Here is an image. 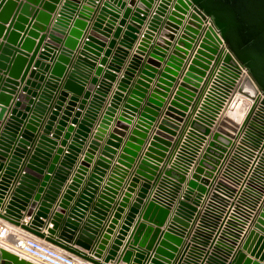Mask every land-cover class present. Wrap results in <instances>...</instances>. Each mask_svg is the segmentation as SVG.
Segmentation results:
<instances>
[{"label": "water", "instance_id": "water-1", "mask_svg": "<svg viewBox=\"0 0 264 264\" xmlns=\"http://www.w3.org/2000/svg\"><path fill=\"white\" fill-rule=\"evenodd\" d=\"M52 1L43 2V8L35 14L37 21L34 22L33 28L20 35L17 29L23 28L21 22L27 21L24 13H31L32 7L28 2L22 3L15 16L16 20L13 22L17 28L12 29V26L5 28L3 22L10 17L16 2L14 0H0V34L6 31L5 36L8 39L6 42H0V82L3 78L1 70H5V73L8 74L4 87L0 89V118L7 111L6 106L12 102V94L16 92V86L22 83L23 91L26 92L20 93L1 135L0 218L79 255L93 264H262L253 259L252 256L264 261V203L251 218L250 227L243 234L239 247L234 249L232 253L231 249H233V244L237 239L235 232L230 231L232 219L239 217L244 221L249 218L255 208V203L252 201L249 204L243 203L242 200L239 201L245 205L244 209L238 204L232 205L231 212L229 211L230 220L225 218L211 242L209 238L214 228L212 221H209L207 216L210 215L209 212L212 210L210 207L213 205L209 203L199 217L198 225L190 240L184 245L182 252L181 245L184 242V236L191 228V220L198 216V205L203 196L209 193L210 178L214 176V171L222 164L233 138L243 131L247 139L253 140L254 145L252 146L256 147L261 140V135L264 134V0H176L175 5H173L175 10L169 15L164 25L165 28L162 29L161 37L163 40L164 38H173L175 29L180 22L179 17L183 16H181V12L183 14L190 8L192 11L184 34L174 48L175 55H172L169 61L173 67L176 69L180 67L182 58L187 52L186 49L182 48L191 47L192 34L205 27L206 22L208 24L205 27L199 48L193 54L188 71L178 87L166 116L162 119L159 131L153 136L146 156L136 170L127 193L114 210L97 244L94 241L97 233L103 229V221L108 215L115 190L105 187V191L99 195L94 203L85 227L79 234L76 233L79 229V222L89 208L96 186L87 183L90 188L86 187L81 191L75 206L70 209L72 213L69 215L70 218L66 219L63 215V212L69 207V202L76 195L75 190L83 181V174L87 172L86 167L91 161L93 150L98 145L95 141L91 142L87 157L84 158L82 166H80L79 171L82 175L77 174L73 178L69 189L63 194L58 211L50 218L49 214L54 200L70 173V168L77 161V155L82 149L84 137L88 135L90 126L103 105L105 96L112 86L111 82L116 79L117 75L113 70H118L121 67L154 0H104L86 36L87 39L83 43L84 50L62 83L60 82L61 78L71 60L73 50L83 35V29L88 24L87 19L91 18L95 10L97 0H87V3L82 4V0H65L59 12L60 15L56 17V22L50 31V38L44 44L43 51L40 52L46 34H41L39 30H44L47 27L52 17L51 12L55 9V2L58 0ZM168 1L161 0L158 4L156 13L152 16L136 53L132 56L122 78L119 80L118 90L115 91L110 106L107 108L98 128L97 135L99 137L102 136L110 120L109 117L122 99L121 91L128 89L135 70L141 63L139 55L148 49L153 38V30L160 25L161 15L165 12ZM79 6L81 7L73 20L72 18ZM120 16V26L115 29L114 34L119 36L123 26H126L122 33L121 45L114 51L108 66L104 69L103 65L107 63L108 56L113 51L112 47L116 44V39L109 41V47L105 50L100 65H96V60L103 50L115 21ZM128 18H130L129 21H127ZM69 19L70 21L73 20V23L67 32ZM19 38H21L22 48L16 50L12 44L17 42ZM61 43L62 46L60 47ZM168 44L169 42L166 40L163 43H157L153 54L165 55ZM85 50L90 51L92 56ZM38 54L43 58H50L53 63L37 58ZM222 54L223 57L220 61ZM214 58L217 63L214 65L213 72L215 71V73L211 84L196 109L193 119L188 120V122L190 121V128L184 135L182 143L179 144L172 163L163 169L162 177L156 184L153 181L158 180L159 171H162L159 162H162L167 156L173 136L177 134L179 129V122L183 120L184 112L189 108L191 100H194L197 95L199 86H201L199 82L204 80L203 76L207 75L211 60ZM33 64L38 68H32ZM149 66L151 65L147 64L143 68L144 73L147 72ZM92 69L95 70L96 74H103V79L98 82L97 75L91 77ZM47 71L49 74L46 77L45 72ZM170 72L175 71L170 69ZM242 74V80L235 89L237 80ZM167 77L169 79L161 80L163 87L171 84L172 77ZM18 79L20 80L18 81ZM42 81H44L43 85ZM87 81L89 83L85 89L84 85ZM95 84H97L96 91L91 97L87 110L79 120V116L82 114L81 109L85 107L87 98L91 96ZM139 84L143 87L137 86V88L140 87L142 90L135 89L134 93L143 96L148 84L142 79H139ZM41 87L42 89L38 93L37 89ZM234 89L235 91L232 93ZM158 90L156 89L155 92ZM55 91H58V97L54 109H52L44 125V133L40 135L29 161L25 164L24 172L17 175L18 183L14 187L8 202L4 203V197L18 172L23 156L26 154V146L38 130L39 121L46 112ZM69 91L73 93L68 99ZM160 93V96L154 93L150 99L153 105L146 106L147 112L152 116L157 113L163 102L165 93ZM231 93L233 95L219 126L212 133L211 126L215 117ZM127 100L134 108L139 104V99L134 95L128 97ZM78 102L79 109L76 110L73 124L65 132L62 143L66 144L67 138L73 131L75 133L60 165L56 166L55 163L59 161L63 149L57 147L53 161L49 163L51 153L57 144L55 137L63 133L68 116ZM65 103L64 113L53 132L55 137H50L48 133L53 128L60 109ZM127 108L130 107L127 106ZM134 108L130 109L134 110ZM74 124L77 126L75 127ZM20 130H22L20 139L7 163H5L3 159L8 156L6 152ZM135 131L142 137L145 136L144 131L138 129ZM208 135H211V139H209L201 158L188 178L187 174L196 161L198 152L207 141ZM135 138L136 143L129 142L130 147L126 148L132 154H135L133 149L138 148L139 142L142 141L139 137ZM123 156L129 165L133 160L132 155L123 154ZM261 159H264V145L261 148ZM99 163L107 166L109 162L99 159ZM45 169L48 172H55L53 175L45 174ZM96 169L97 171L95 170L91 174L90 180L96 179L99 174H102L101 169ZM119 172H114L116 174L114 178L117 181L122 180L125 174V172ZM141 176L144 182L138 196L130 205L125 221L120 226L116 236L112 238L125 206L129 203L131 191L137 186ZM48 182L49 185L45 190ZM113 183L119 184L115 181ZM184 183L187 184L186 188L182 198L177 200V205L172 213L173 204ZM155 184L154 194L147 204L143 205V198L150 187ZM115 185L111 184L113 188L116 187ZM221 188L220 183L215 186V190L220 191ZM216 194L217 192L214 191L210 199L215 200ZM140 211V219L131 228L136 214ZM244 213L248 216H245ZM26 216H30L29 221H24ZM45 218L49 219L46 220ZM50 222L53 223L52 226H49ZM209 243L210 249L205 251V246ZM229 254H232L230 260H228ZM0 264L40 263L21 255L12 247L9 248L0 244Z\"/></svg>", "mask_w": 264, "mask_h": 264}, {"label": "crops", "instance_id": "crops-1", "mask_svg": "<svg viewBox=\"0 0 264 264\" xmlns=\"http://www.w3.org/2000/svg\"><path fill=\"white\" fill-rule=\"evenodd\" d=\"M14 1L16 2V5H15L10 17L7 19V21L3 22V25L5 28L12 26V29H16L17 27H15L13 22L16 20L15 16L18 12L19 6L22 3L28 2V4L30 5V7H32L33 10L31 13H24V15L27 17V21L21 22V23H23V28L17 29L18 33L20 35H23L26 32H28L30 29L33 28L34 22L37 21V16L35 17V14L38 10H41L43 8V2L47 1V0H37V1L14 0ZM49 1L53 2L52 0H49ZM103 1L104 0H97L96 1L97 5L95 6V10L93 11L91 18L87 19L88 24L85 27V29H83V35L80 38V41H79L78 45L76 46V48L73 50L71 60H70L68 66L66 68L65 73L63 74V76L61 78V81H60L61 83L63 82V79L65 77H67V75L71 71L72 66H74V64L77 61V58L80 55V53L82 52V50H84L83 43H84L85 39H87L86 36L88 35V33L91 29V26H92L93 22L95 21V18L97 17L98 11H99ZM64 2H65V0H58L55 2V9L51 12L52 17H51L49 23L47 24V27L44 30H39L41 34L42 33L46 34L45 40H44L42 46L40 47V50H39L40 52L43 51L44 44L50 38V31L56 22V17H58L60 15L59 12H60ZM160 2H161V0H154L153 1L152 6L149 8V10L146 14L147 16H146L145 22L142 24L139 31L137 32V38L133 42L132 46L129 48V53L124 58V61L121 64V67L118 70H113L117 75L116 79L111 82L112 86H111L109 92L105 96V100L103 102V105L100 108V111L98 112V115H97L95 121L90 126V130L88 132V135L84 137L82 149L80 150V152L77 155V161L70 168V173H69L67 179L65 180V182L61 188L60 193L58 194V196L54 200L53 205L51 207V212L49 214V218H50L55 212L58 211L57 209L59 208L61 200L63 199V194L67 189H69V186L73 182V178H75V176L77 174L82 175L81 172L79 171L80 166H82L84 158L87 157L86 156L87 151L90 149L91 142L95 141L96 143H98V145H97V148H95L93 150L91 161H90L89 165L86 167L87 172H85L83 174V177H84L83 181L81 182V184H79V186L75 190L76 195L69 202V207L67 208V210L65 212H63V215H64V218H66V219L70 218L69 215L72 214L70 212V209H71V207L75 206V202H76L77 197L79 196L81 191L84 190L86 187L90 188L87 185V183H91V184L96 186V190L93 194V198L91 200L89 208L86 210L85 216H83L79 222L80 223L79 229L76 231V233L79 234L82 232L83 228L85 227V223L87 222V219L90 216V212L92 210L94 203L99 198V195L101 193H103V191H105V187H109V188L115 190V194L113 196L114 199L111 202V207L109 209L108 215L105 218V220L103 221V227H102L103 229L100 230L96 235V239L94 241V242H96V244L98 243V241L102 237V234L106 228L107 223L110 221L114 210L119 206L123 197L127 193L128 188L131 184L132 178L134 177V174H136V170L139 168V165L142 162V159H144V157L146 156V152L148 151V148L150 146L151 140L153 139V136L156 134L157 131H159V129H160L159 126L162 123V119L166 116V112L169 110V107L171 106V102L173 101V99L176 95L178 87H179L182 79L184 78V76L186 75V73L188 71L189 65H190L192 58H193V54L199 48L200 41H201L202 35L204 33L205 27L208 24L206 22L204 24L205 27H202L201 29H199L197 33L192 34L193 38H192V42H191V47L182 48V49H186L187 52L185 53L184 57L182 58L180 67L178 69H176L175 67H173L170 64L169 61L171 59V56L175 55L174 54V48L178 45L179 39H181L182 38L181 36L184 34L185 27L188 23V20L190 19L189 16H190V13L192 11V8H190L187 12H185L183 14L181 12V16L182 15L183 16L179 17L180 22L175 29V32L173 34L174 35L173 38H164V40L169 42V44L167 46L168 48L165 51V55L159 56V54L156 55V54H153V52L155 50V47L157 46V43H163L164 42V40L161 37L162 29L165 28L164 25H165L166 21L168 20L169 15L175 10L173 5H175L176 0H169L168 1L167 5H166L165 12L161 15L162 21L160 22V25H158L157 28H155V30H153V33H154L153 38L150 41L148 49L139 55L141 57V63L139 65V67L135 70L134 76L131 79V82H130L128 89L121 91V93L123 94L122 99L118 103L117 107L114 109V112L112 113V115L109 117L110 120H109L108 125L105 128L104 132L102 133V136L99 137L97 135L98 128L101 124L103 117L105 116L107 108L110 106V101H111L115 91L118 90V82L122 78V76L125 72V69L127 68L128 64L130 63L132 56L136 53L137 47L140 45L141 39L144 35V32L148 29L151 18L156 13L155 11L157 10L158 4ZM82 3H87V0H82L81 4ZM128 5H131V4L128 3ZM80 7L81 6H79L78 9L76 10L74 17L72 18L73 20L75 19ZM133 8H135V7L133 6ZM20 11H21V9H20ZM178 13H180V12H178ZM120 14L122 16V12ZM121 16L119 18H117V20L115 21V24H114L112 31L107 36L108 38H107L105 45L103 46V50H101V54H100V56L97 57V60H96V63H97L96 65H100L101 58L105 55V50L109 47V41L111 39H116V44L114 47H112L113 51L108 56L107 63H105L103 65L104 69H106V67L108 66V62L110 61L114 51L117 49L118 46L121 45L120 43H121V39H122V33H123L126 26H123L122 33L119 36H115V34H114L115 29L118 26H120ZM73 20L70 21V19H69V22H68V25L66 28L67 32L69 31L70 27L72 26ZM129 20H130V18L127 19V21H129ZM67 32H66V34H67ZM6 33H7L6 31H3V33L0 34V42H6L8 40L5 36ZM35 40H38V38H35ZM20 42H21V38H19L17 42L12 44L16 50L22 48V45L20 44ZM62 43L60 44V47L62 46ZM164 45H166V44H164ZM54 51L56 52V50H54ZM85 52L89 53V55L91 54V52L88 50H85ZM91 56H92V54H91ZM222 57H223V54L220 58V61L222 60ZM37 58L43 59L44 61H46L48 63H53V61L50 58H43L39 54L37 55ZM152 59H153V61H150ZM154 61L157 64L153 63ZM215 63H217V61L214 58L213 60H211V66L207 70V75L203 76L204 80L199 82V83H201V86H199V90L197 91V95L195 96L194 100H191V104L189 105V108L184 112L185 116H183L184 117L183 120L181 122H179L180 123L179 129L177 130V134H175L173 136L172 145L170 146L169 150L167 151V156H165V158L162 162H159L160 169H162V171L161 170L159 171L160 175L158 177V180L153 181V182H156V184L158 183V181L162 177L161 174L163 172V169L165 167H168L172 163L173 156H174L176 150L178 149L179 144L182 143L181 141L183 140L184 135L186 134V132L190 128V126H189L190 121H191V119H193L195 112H196V109L200 105V102H202L203 96L207 92L208 87L211 84V80L214 77L215 71L213 72V69H214ZM147 64L151 65V66H149V68H147L148 69L147 72L144 73L143 68L146 67ZM32 68H38V67L34 66V64H33ZM170 69H172V71H175V72H170ZM1 71H2L1 76H3V78L0 82V89L2 87H4V85L6 83L5 80L8 77V74L5 73V70H1ZM86 72H88V71H86ZM48 74H49V71L45 72L46 77L48 76ZM95 75H97V77H98V82L101 79H103V74H96L95 70L92 69L90 72V76L92 77ZM167 76L172 77V80H170L171 84L169 86H164L165 88L168 87L167 89H165L162 86L161 80L162 79H169ZM242 77H243V74L237 80V83L235 85V89L240 84ZM139 79L146 81V83L148 84L147 87L145 88V92H144L143 96H140L139 94L134 93L135 89L142 90L140 87L137 88V86L143 87L142 85L139 84ZM19 80L20 79H18V81ZM41 83L43 85L44 81H42ZM88 83H89L88 81L85 83V85H84L85 89H87ZM16 87H17L16 92L12 94L13 95L12 102L9 104V106H6L7 111L5 112L4 116L2 118H0V140H1V135L3 133L4 127L6 126L7 119L10 116L12 108L15 106L16 100H18L20 93H26L25 91H23V84L22 83L18 84ZM96 87H97V84H95V87L92 90L91 96H89V98H87V102L85 104V107L81 109L82 114L79 116V120L82 118L83 114L87 110V107L89 106L91 97L93 96V94L96 91ZM41 89H42V87L37 89L38 93L41 91ZM156 89H159L158 92H155ZM235 89L233 90L232 93H234ZM69 92H70V94L68 96V99H69L70 95L73 93L72 91H69ZM160 92L165 93L163 96V102L160 105L159 109L157 110V113L152 116V114L147 112L146 106H148L150 104L153 105L151 100H150L152 95L155 93L158 96H160L161 95ZM232 93H231L230 97L226 99V101L224 102L222 107L220 108L219 113H217V116L215 117L214 123L211 126L212 133L214 131H216L217 127L219 126L220 120L222 119V117H223V115L227 109V106L230 102L231 96L233 95ZM131 95H134L135 97H137L139 99V104L137 106H135V108L127 102L128 101L127 98L130 97ZM57 97H58V91H55L54 96H53L52 100L50 101L46 112L42 115V117L39 121L38 130L35 132L34 137L30 140L29 144H27V146H26V154L23 156L21 164L18 168V172H17L16 176L14 177V179L12 180L10 187L8 189V192L6 193V195L4 197V203L8 202L9 197H10L14 187L18 183L19 178H16L17 175H21L24 172L23 168L25 167V164L29 161L30 156L32 155V153L36 147V144H37L38 140L40 139V135L42 133H44V125L46 124L48 117H49V114L51 113L52 109H54V105H55V101H56ZM80 97H82V96H80ZM196 99L198 102L196 101ZM79 102L75 106V108L71 112V114L68 116L67 124H66L65 129L63 130V133L61 135L55 137L53 132L55 130V127H56L59 119L61 118V116L64 113V109L66 107L67 101H66L65 105H63L62 108L60 109V113L58 115V118L55 121L53 128L48 133V135L50 137H55V139L57 141L56 148L51 153L49 163L53 161V156L56 154L57 147H62V149H63L62 152L60 153L59 161H57L55 163L56 166L60 165L61 159L64 156V154L68 151L67 150L68 146L70 145V142L72 141L73 135L75 133L73 131L72 134L70 135V137L67 138L66 144L62 143V140L65 136L64 135L65 132L67 131L68 127L71 124H73L72 123L73 117H74L76 110L79 109V106H78ZM127 106L130 108H134V110L127 108ZM28 113L30 114V112H28ZM189 119H190V121L188 122ZM147 125H148V127L146 128ZM74 126L76 127L77 124H74ZM135 129H138L139 131H142V132L144 131L145 136L142 137L141 135H139L135 131ZM21 132H22V130H20L17 133V135L15 136V139L10 144L11 146H10L9 150L6 152L8 156H7V158L3 159V161H5V163H7L10 155L12 154V151L16 147V145L20 139V133ZM135 137L141 138L142 141H141V143L139 142L138 148H136V149L131 148L135 151V154H132L126 148L130 147L128 145L129 142L136 143ZM209 139H211V135H208L207 141L202 146L201 150L198 152V154L196 156V161L193 163V166L190 168V170L187 174L188 178L191 176V173H192L194 167L196 166L199 159L201 158V155H202ZM111 140H113L115 142H113ZM0 151H2V150H0ZM228 151L225 153L226 156H225V158H223L222 164L219 166V168L216 171H214V176L212 178H210L211 182H210L209 193L205 194V196H203L201 203L198 205V209H199L198 214H197L198 216L191 220V228L186 233V235L184 236V242L181 245V252H182L186 242L189 241L190 238L192 237L194 230L198 225L199 217L203 214L204 208L206 207L208 201L210 200V197L213 196V192L215 191V186L218 183L222 184L225 187V189L229 193V196H227V195L225 196V194L221 193L220 191L217 192L216 199L217 198L219 199L218 200L219 201V203H218L219 208H218V215L213 220V223H214L213 228L214 229H213L212 233L210 234V238H209L210 242L212 241V238L214 237L216 231L221 228V225L223 224L225 218H226V220H230L229 219L230 218L229 217L230 216L229 211L231 212L230 209H231L232 205L238 204L241 206V208L244 209L245 205L239 203V201L242 200V202L245 204H249L251 201L255 203V208L253 209V213L249 216V218H247L244 221L239 219V217H235V219H232L230 231L233 233L235 232L234 234L237 235V239L235 240V243L233 244V247H232L233 249H231V253L233 252L234 249H237L239 247L240 240H241L243 234L250 227L251 218H253L254 214H256L259 211L260 206L264 203V184L262 182H253V187L251 189H248L247 191H245L246 188H245L244 183H245V180L248 176L247 173L249 172V169L248 170L245 169L244 173H242V171H240V175L242 173V176H240L241 178L240 179L237 178V180L236 181L234 180V182H231L230 181L231 179H224V177L228 175V173H226L227 171L229 173H232V172H230V171H232L231 170L232 166L230 165L231 150L229 152ZM123 154L132 155L133 160L131 161V163L129 165L127 164V162L125 160L126 158L123 156ZM171 154H172V156H171ZM99 159H104V160L108 161L109 163L107 164V166H103L99 163ZM0 160H2V158H0ZM96 168L101 169L103 172H102V174H99L98 178H96V179L94 178L93 180H90L91 174L94 173L95 170L97 171ZM119 171L125 172V174H124L122 180L117 181L114 178V176H116V174L114 172L120 173ZM54 172L55 171L48 172L47 169L44 170L45 174L50 173L51 175H53ZM113 181H115V183L118 182L119 184L115 185L113 183ZM143 182H144V179L142 177L141 179H139V182H138L137 186H135L134 190L131 191L129 203L127 206H125L122 217L119 219V222L115 228V231L112 234V238H114L116 236L120 226L124 223L126 215L129 212L130 205L137 198ZM108 183L110 184V186ZM233 183H234V185H233ZM111 184L115 185L116 187L113 188L111 186ZM156 184L154 186L150 187L146 196L143 198V205L147 204V202L151 199L152 195L155 192L154 189H155ZM39 185H40V183H39ZM48 185H49V182H48L47 186L45 187V190L47 189ZM186 185H187L186 183L183 184L181 192L178 194L177 198L175 199L176 201L173 204L172 213L174 212V209L177 205V200L179 198H182V194H183L184 189L186 188ZM44 192H43V194H44ZM244 215L248 216L245 213H244ZM140 216H141V211L136 214L131 228L134 226L135 222L138 221V219H140ZM49 218H45V219L47 220ZM29 219H30V216H26L24 221H29ZM72 219H75V218H72ZM2 222H5V220L0 218V223H2ZM52 225H53V223L50 222L49 226H52ZM44 229L46 230V228H44ZM19 236H23V234H13L8 238V239H11L10 241L8 240L9 243H2L1 245L9 247V248L12 247L13 249H17V248H14V244H16L18 242V239L20 238ZM226 242L229 243L228 240H226ZM226 242H224L225 245H227ZM210 246H211L210 243L207 246H205V251L209 250ZM78 247H80V246H78ZM179 254H180V252H179ZM247 255H249V253H247ZM252 257H253V259H256L260 263L264 264L263 260H260L259 258H255L254 256H252ZM231 258H232V254H229L228 260H230ZM120 264H124V263H120Z\"/></svg>", "mask_w": 264, "mask_h": 264}, {"label": "built area", "instance_id": "built-area-1", "mask_svg": "<svg viewBox=\"0 0 264 264\" xmlns=\"http://www.w3.org/2000/svg\"><path fill=\"white\" fill-rule=\"evenodd\" d=\"M260 138L261 140H259L258 146L253 147V140L250 138L247 139L242 131L233 138V142L229 147L230 149L228 148L229 151L231 150L230 165L232 166V171L230 172L232 173L227 171L226 173H228V175L225 176L224 179H231L230 181L234 182V180L236 181L237 178H241L240 176H242V173H244L245 169H249V172L247 173L248 176L244 183L246 188L245 191L253 187V182H262L264 184V159H261V148L264 145V134L261 135ZM240 171H242L241 175ZM220 186L222 187L220 192L225 194V196H229V193L225 187L222 184H220ZM215 191L218 192L219 190ZM218 200V198H215V200L210 199L206 205L208 206L209 203L213 205L210 207L212 209L211 212H209L210 215L207 216V219L212 221V225L214 224L213 220L218 215ZM13 234H23L24 242L20 248V251L25 256L33 259L37 263L93 264L91 261L76 255L36 234L26 232L20 226L13 225L8 221L0 223V243H9L8 238Z\"/></svg>", "mask_w": 264, "mask_h": 264}, {"label": "bare ground", "instance_id": "bare-ground-1", "mask_svg": "<svg viewBox=\"0 0 264 264\" xmlns=\"http://www.w3.org/2000/svg\"><path fill=\"white\" fill-rule=\"evenodd\" d=\"M27 232V231H26ZM20 238V240L18 239V242L16 243V244H14V248H17V249H14V250H16V251H18L21 255H23V256H25L21 251H20V248L22 247V244H23V242H24V237L23 236H19ZM9 241L11 240V239H8ZM12 242V241H11ZM0 244H2V243H0ZM27 257V256H26ZM29 258V257H28Z\"/></svg>", "mask_w": 264, "mask_h": 264}]
</instances>
